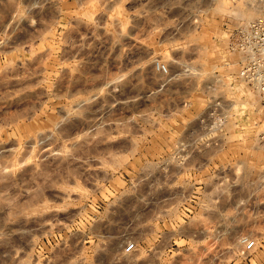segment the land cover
<instances>
[{
    "label": "rangeland",
    "instance_id": "374dc122",
    "mask_svg": "<svg viewBox=\"0 0 264 264\" xmlns=\"http://www.w3.org/2000/svg\"><path fill=\"white\" fill-rule=\"evenodd\" d=\"M263 16L0 0V264H264Z\"/></svg>",
    "mask_w": 264,
    "mask_h": 264
},
{
    "label": "built area",
    "instance_id": "2783aa9c",
    "mask_svg": "<svg viewBox=\"0 0 264 264\" xmlns=\"http://www.w3.org/2000/svg\"><path fill=\"white\" fill-rule=\"evenodd\" d=\"M249 35V43H241L239 47L249 55L251 61H254V63L263 61L264 66V16L249 25ZM241 78L248 85L264 94V69H261V73L258 75V73H254V70L244 68L241 72ZM132 247L130 245L128 249Z\"/></svg>",
    "mask_w": 264,
    "mask_h": 264
},
{
    "label": "bare ground",
    "instance_id": "6f19581e",
    "mask_svg": "<svg viewBox=\"0 0 264 264\" xmlns=\"http://www.w3.org/2000/svg\"><path fill=\"white\" fill-rule=\"evenodd\" d=\"M257 9L255 7H250L248 9H246L244 12L240 13L238 12V14H240V16L244 19L250 20L254 17V15L256 14ZM115 21L120 24V20H118V18L115 19ZM162 58H164L165 60H168V56H166L165 54H162ZM251 97V96H249ZM5 152V151H4ZM14 150L10 149V150H6V153H10V154H14ZM94 171V170H93ZM92 174V173H91ZM90 178V177H89ZM90 180V179H89ZM92 185L94 187H97L96 183L94 180H90ZM202 233L207 232L205 229L201 230Z\"/></svg>",
    "mask_w": 264,
    "mask_h": 264
}]
</instances>
